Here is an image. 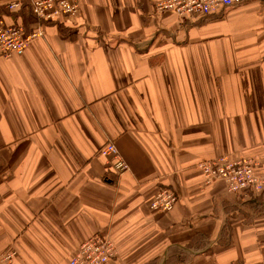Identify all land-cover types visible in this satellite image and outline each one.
<instances>
[{
    "label": "crops",
    "instance_id": "obj_1",
    "mask_svg": "<svg viewBox=\"0 0 264 264\" xmlns=\"http://www.w3.org/2000/svg\"><path fill=\"white\" fill-rule=\"evenodd\" d=\"M78 1L40 28L31 0H0L6 25L42 30L0 59V264H68L95 235L109 264H264V193L197 167L227 156L264 177V0L187 20L163 0ZM160 188L169 213L151 209Z\"/></svg>",
    "mask_w": 264,
    "mask_h": 264
},
{
    "label": "built area",
    "instance_id": "obj_2",
    "mask_svg": "<svg viewBox=\"0 0 264 264\" xmlns=\"http://www.w3.org/2000/svg\"><path fill=\"white\" fill-rule=\"evenodd\" d=\"M251 0H163L155 6L158 14L171 13L181 20L197 15L208 16L221 10L240 7ZM31 10L40 28L47 23H63L76 18L81 12L78 0H31ZM24 6L22 1H14L8 5L9 11L19 10ZM42 35L37 29L28 33L25 27L13 24L8 26L0 20V59H9L23 54L32 41ZM100 154L112 157L127 169L119 150L114 143H107ZM197 167L203 174L206 185L213 182H224L233 194H263L264 177L256 174V163L251 160L234 161L229 157H219L210 161H201ZM178 202V196L168 188L158 189L151 209L160 213L171 212ZM117 256V247L108 237L95 235L85 241L76 251L68 264H109ZM4 259L10 261L12 254ZM232 264H240L234 262Z\"/></svg>",
    "mask_w": 264,
    "mask_h": 264
}]
</instances>
